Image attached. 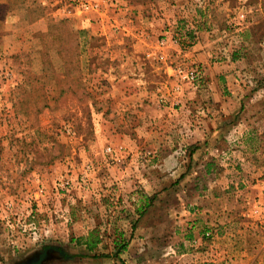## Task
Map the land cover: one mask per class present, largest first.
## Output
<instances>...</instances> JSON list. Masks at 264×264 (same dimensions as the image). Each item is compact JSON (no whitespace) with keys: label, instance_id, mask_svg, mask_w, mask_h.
<instances>
[{"label":"rangeland","instance_id":"374dc122","mask_svg":"<svg viewBox=\"0 0 264 264\" xmlns=\"http://www.w3.org/2000/svg\"><path fill=\"white\" fill-rule=\"evenodd\" d=\"M132 1L144 5L149 18L163 11L160 0ZM68 2L0 5V264L22 261L45 245L57 249L45 264H118L113 245L119 233L127 241L125 264H264V0H208L198 8L201 19L209 17L196 25L217 39L212 59L229 62L220 83L229 96L241 95L237 115L225 123L243 118L258 132L244 139L256 147L251 165L236 167L226 152L212 156V172L221 171L224 157L244 180L219 189L210 217L190 204L182 175H170V168H158L159 188L140 211L133 205L137 188L119 185L107 171L120 158L187 157V131L173 111L186 110L184 86L195 88L204 75L200 63H187L180 53L197 41L196 29L185 19L152 22L161 31L153 38L125 0H96L94 10L71 15L62 10ZM126 18L133 29H126ZM7 33L14 36L4 40ZM173 34L180 43L167 42L163 50L176 46L179 58L167 54L165 63L145 55ZM191 64L203 68L201 79L173 92L175 66ZM230 131L220 145L231 152L242 140ZM63 180L67 187L59 185ZM93 237L99 242L90 252L84 241Z\"/></svg>","mask_w":264,"mask_h":264},{"label":"crops","instance_id":"0c3cea01","mask_svg":"<svg viewBox=\"0 0 264 264\" xmlns=\"http://www.w3.org/2000/svg\"><path fill=\"white\" fill-rule=\"evenodd\" d=\"M160 1L162 4L160 8H162L163 11L160 12V14L155 12V15L153 14V16L149 18L148 12L143 9L144 5L135 3L132 0H125L130 11L133 10V15L139 19L141 18V20L143 19L139 28H149V33L152 34L153 38L160 35L161 31L155 29L153 24H151L152 22L158 23L159 26H165L170 25V23L176 19H178L180 23L183 22V20L180 21V19H185L188 24L196 29L197 41L189 50L180 52L177 50L176 46L172 45L169 46L167 50L168 56L179 58L178 53L180 52L182 56L188 55L187 63L196 62L204 67L203 78L195 88H188L187 85L184 86V91L180 97V103L182 106L187 105V111L185 109L181 110L179 113L173 111V114H177V118H180L178 121L183 123L184 130L187 131L186 142L188 146H191L189 150L190 153H188L187 157L182 158L181 162L178 157L172 156H164V158L158 161L152 158L145 162L136 161L134 158H131L129 161L120 158L122 163L108 168L107 171L110 170L109 172L113 173L117 180H120L118 183L119 185H122L124 181H128L134 185L132 188H137L133 194L137 198V201L136 203L134 202L133 205L137 211H140V208L144 207L149 202L148 197L159 188V186H157L158 168H162V170L170 168V175L172 174L174 177L182 175L181 179L183 183L181 192L188 195L187 199L192 198L190 204H198L199 213L201 209L204 216L210 217L211 214L213 215V212L216 211L215 206H217L219 200L218 195L220 190H228L227 188L231 189L233 185L237 184L242 185L241 182L244 180L240 175H237L238 172L232 163L223 160L224 157H221L222 163H220V165L222 164L223 166L221 171L218 174L212 172L209 168L211 163L215 161L212 156L217 155L220 151L226 152V155L232 156L234 160L231 159V161L236 163V167L239 165H251L250 157L252 154L254 155L253 152L256 147H254L253 144H245V140L249 139L250 134H257L258 132H253L252 129H249V126L247 127L246 124L247 122L243 118H238L229 125L225 123V118L237 115L241 95H237V93L231 91L232 93L229 96L228 91L230 89L228 90L225 88L224 84L220 83V78L224 76L220 74H222V71H226L229 62L222 63L221 61L212 59V55H216L217 53V44L215 43L217 39L210 34L208 29L196 25L198 22H202L201 20H205L206 16L209 17V15H204L201 19L200 9H198L200 7L204 8L208 0ZM0 5L5 6L7 9V0H0ZM134 19L136 20V18ZM190 21H192L194 25H192ZM124 23L126 29L134 28V25L128 18L124 20ZM84 26L86 25L83 24L82 27ZM34 29L38 30L39 27L35 26ZM167 29H170V27ZM128 32L131 33L132 31ZM140 33L141 30L134 34L135 38H137L136 46H138V48H140L139 42H141L142 39L139 36ZM11 34L14 36L13 33ZM11 34L7 33L3 35L2 38L5 40L6 37H8V35L11 36ZM6 47L5 45L4 48ZM170 47L177 50L175 55H173L172 49H169ZM230 129V132L236 130V133L242 140V145L231 152L229 150L231 146L227 145L226 147H221L220 145L224 142L221 137H226ZM216 138L219 140L216 141ZM227 160H229V157H227ZM181 164H187V166L191 165L192 168L187 171H185V169L181 170ZM135 180H138L137 185L134 184ZM200 181H203L205 184L202 185ZM216 190L217 194H214ZM119 191L122 192L121 189H119ZM123 192L121 196L127 197ZM133 195L131 197H133ZM198 216L200 217V215ZM198 221H200V219Z\"/></svg>","mask_w":264,"mask_h":264},{"label":"built area","instance_id":"2783aa9c","mask_svg":"<svg viewBox=\"0 0 264 264\" xmlns=\"http://www.w3.org/2000/svg\"><path fill=\"white\" fill-rule=\"evenodd\" d=\"M69 3V2H68ZM97 2L96 0H71L69 5L65 8L62 9L66 14L71 15L75 14L73 12L77 11V13L85 11L87 12L89 10H94V7H97ZM74 8V9H72ZM72 10H75L72 12ZM167 42L171 44H179L180 43V35L179 34H173L170 36L168 39L166 38H161L158 40V42L155 45H152L150 47L146 48L145 55L148 58L151 59H156L162 62L167 61V53L163 50L166 47ZM184 48V46L182 47ZM174 75L177 78V82L175 85H172V91H178L180 89V83H187L190 84L191 86H195L199 79H201L203 75V68L199 64H191L189 66H181L177 65L174 68ZM122 147H118V149H121ZM114 151V148L111 147L110 145L105 147V152L108 154H111ZM86 168L90 169L91 164L87 163ZM60 186H65L67 187L69 185L68 180H63L60 184ZM205 235L208 236L210 235L209 232H205Z\"/></svg>","mask_w":264,"mask_h":264},{"label":"trees","instance_id":"16d2710c","mask_svg":"<svg viewBox=\"0 0 264 264\" xmlns=\"http://www.w3.org/2000/svg\"><path fill=\"white\" fill-rule=\"evenodd\" d=\"M261 80L264 82V77ZM191 168H192L191 165L187 166L188 170ZM119 238H120L119 240L114 239L113 256L116 260H118V264H125V262L121 259V252L125 250L127 241L123 239L122 233H119ZM98 242H99L98 239L93 237L92 239L90 238L86 239L84 241V244L86 249L91 252L97 248Z\"/></svg>","mask_w":264,"mask_h":264},{"label":"water","instance_id":"95a60500","mask_svg":"<svg viewBox=\"0 0 264 264\" xmlns=\"http://www.w3.org/2000/svg\"><path fill=\"white\" fill-rule=\"evenodd\" d=\"M56 248H53L52 246H48L47 248H44L31 256L27 257L26 259L22 261H17L13 264H45L46 260H49L52 257V252L56 251ZM59 254H63V250L59 251Z\"/></svg>","mask_w":264,"mask_h":264},{"label":"flooded vegetation","instance_id":"af4514ba","mask_svg":"<svg viewBox=\"0 0 264 264\" xmlns=\"http://www.w3.org/2000/svg\"><path fill=\"white\" fill-rule=\"evenodd\" d=\"M48 245L43 246V248L47 247Z\"/></svg>","mask_w":264,"mask_h":264}]
</instances>
